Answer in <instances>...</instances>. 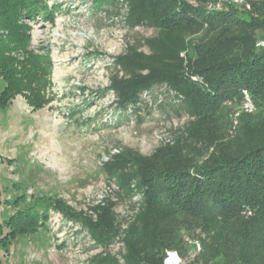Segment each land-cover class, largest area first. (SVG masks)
<instances>
[{"label":"trees","instance_id":"16d2710c","mask_svg":"<svg viewBox=\"0 0 264 264\" xmlns=\"http://www.w3.org/2000/svg\"><path fill=\"white\" fill-rule=\"evenodd\" d=\"M259 1L258 7L228 10L209 9L211 0L93 2L113 4L130 29L155 30L113 58L107 90L115 111L141 109L143 93L162 86L175 115L186 116L150 154L130 147L108 154L101 166L116 186V199L105 196L88 215L69 206L60 210L71 220L81 218L96 244H121L117 253L94 256L93 263L164 264L167 250L184 256L187 236L200 246L190 264H264V112H254L255 99L264 101V46L258 45L264 41V0ZM41 3L0 0V109L21 90L32 105L43 104L38 58L24 48L22 59L11 54L25 34L22 11L32 17ZM242 89L255 109H241L233 130L225 129L216 116L219 102ZM119 202L128 204L129 214L116 212ZM36 219L35 210L17 209L6 222L9 239L35 232Z\"/></svg>","mask_w":264,"mask_h":264},{"label":"rangeland","instance_id":"374dc122","mask_svg":"<svg viewBox=\"0 0 264 264\" xmlns=\"http://www.w3.org/2000/svg\"><path fill=\"white\" fill-rule=\"evenodd\" d=\"M94 1L42 0L32 17L26 11L20 15L25 34L17 53L11 54L22 59L24 48L38 58L43 104L32 105L28 92L21 90L0 109V264H95L94 256L117 253L118 241L106 247L96 244L81 218L71 220L60 210L69 206L88 215V208L105 196L116 199V186L101 166L108 154L124 147L150 154L186 121V116L175 115L171 96L162 86L143 93L141 109L115 111L114 95L107 90L113 58L128 43L154 35L155 30L130 29L114 14L113 4L93 7ZM259 2L225 0L212 9L258 7ZM0 34L5 32L0 29ZM246 95L242 89L219 102L216 116L225 129L233 130ZM260 101L255 99V114L264 112ZM25 208L38 213L37 230L9 239L7 220ZM116 212L129 214L128 204L119 202ZM182 245L184 256L167 250L165 262L173 252L177 264H190L200 246L187 236Z\"/></svg>","mask_w":264,"mask_h":264},{"label":"built area","instance_id":"2783aa9c","mask_svg":"<svg viewBox=\"0 0 264 264\" xmlns=\"http://www.w3.org/2000/svg\"><path fill=\"white\" fill-rule=\"evenodd\" d=\"M222 1H225V0H211V2H209V4H208V8L209 9H212V8H214L216 6H219L222 3ZM226 1H228V2H234V3H237V4H242V0H226ZM245 7L248 8L249 6L248 5H245ZM258 45L264 46V41H259ZM253 109H254V107H253V105L251 103V100L246 95V97L244 98L243 104H242V110H244L246 112H251V111H253ZM167 254H168V258L171 255H173V257L176 260L175 264H177L178 258L176 256V254L173 253V252H168ZM168 258H167V260H168ZM166 263L167 262H165V260H164V264H166Z\"/></svg>","mask_w":264,"mask_h":264},{"label":"bare ground","instance_id":"6f19581e","mask_svg":"<svg viewBox=\"0 0 264 264\" xmlns=\"http://www.w3.org/2000/svg\"><path fill=\"white\" fill-rule=\"evenodd\" d=\"M175 262H176L175 258L173 257V255H171V256L168 258L166 264H175Z\"/></svg>","mask_w":264,"mask_h":264}]
</instances>
